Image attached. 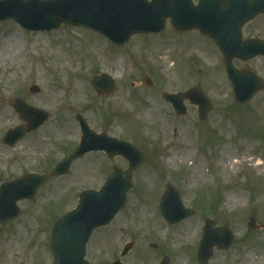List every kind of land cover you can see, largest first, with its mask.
<instances>
[{
  "label": "rangeland",
  "instance_id": "1",
  "mask_svg": "<svg viewBox=\"0 0 264 264\" xmlns=\"http://www.w3.org/2000/svg\"><path fill=\"white\" fill-rule=\"evenodd\" d=\"M8 34L19 42L6 61H0V93L8 85L6 92L13 95L10 118L0 123V182L28 172L45 173L73 152L81 137L78 113L96 132L130 141L143 152L124 207L89 240V264L113 262L128 242L134 246L121 258L123 264H158L163 256L170 264H199L197 250L207 218L214 227L227 226L233 233L231 246L215 248L209 264H264V89L237 103L224 56L211 38L198 30H175L170 20L161 32L136 34L124 46L68 24L45 32L28 31L14 20L0 22V45ZM242 35L264 40V14L248 21ZM61 54L67 58L59 59ZM233 64L249 68L264 82V56L234 59ZM100 73L115 82L108 95L91 85ZM146 78L153 80L151 86ZM75 83L79 93L73 92ZM193 87L201 88L212 103L205 120L188 100L186 115H178L163 98L165 92L183 93ZM119 90L125 95L115 100ZM17 99L50 116L8 146L3 142L5 132L22 123L14 108ZM190 137L192 156L183 159L179 151ZM224 146L238 163L226 169L227 163L220 161L214 170ZM173 151L178 156L169 161ZM196 159L209 173L189 187L188 166ZM115 166L126 169L128 161L120 155L110 159L104 151L89 152L67 175L52 178L32 199L18 202L20 215L0 225V264H52L55 221L76 206L83 190L100 188ZM167 184L193 210L186 220L170 224L163 218L160 203ZM154 221L162 224L161 234L153 228Z\"/></svg>",
  "mask_w": 264,
  "mask_h": 264
},
{
  "label": "water",
  "instance_id": "2",
  "mask_svg": "<svg viewBox=\"0 0 264 264\" xmlns=\"http://www.w3.org/2000/svg\"><path fill=\"white\" fill-rule=\"evenodd\" d=\"M264 12V0H0V21L14 19L28 30H52L63 23L92 28L117 45H125L138 33H157L165 28L169 18L174 28H198L209 35L221 48L227 64L238 103L249 101L264 88L262 80L250 69L238 70L233 66L235 57L248 60L264 55V41L245 40L242 26ZM148 85L152 81L147 79ZM92 84L100 94H109L114 80L106 73L96 76ZM177 114H186L184 100L199 106L201 120L207 118L212 104L203 91L192 88L185 93H164ZM15 109L26 124L7 131L3 142L15 144L30 131L36 130L49 114L17 100ZM82 137L73 153L59 161L45 174L27 173L13 180L0 183V225L16 218L21 209L18 201L32 199L39 188L54 176L66 175L72 163L89 151L104 150L110 158L122 155L129 162L128 169L115 167L99 190L87 189L80 194L76 208L60 217L52 230V264H89L85 259L86 245L92 232L109 224L127 201L132 187V174L142 163L143 153L130 142L119 140L105 132L93 131L82 115L77 114ZM161 212L169 223H177L193 214L184 207L179 192L168 184L161 200ZM250 218V225L255 226ZM214 222L206 220L203 237L197 253L200 264H208L214 248H228L233 242L227 227L213 228ZM133 247L125 245L121 257ZM109 264H122L120 260ZM160 264H169L164 256Z\"/></svg>",
  "mask_w": 264,
  "mask_h": 264
},
{
  "label": "bare ground",
  "instance_id": "3",
  "mask_svg": "<svg viewBox=\"0 0 264 264\" xmlns=\"http://www.w3.org/2000/svg\"><path fill=\"white\" fill-rule=\"evenodd\" d=\"M18 38H15V35H11L8 34L5 36L4 38V43H2L0 45V61H6V58L9 57L12 53V51H14V48H17L18 45ZM62 56L59 57V59L64 60V58H67V56L65 57L64 54H61ZM121 56L118 57V62H120ZM208 60H211L210 58H207ZM9 86L6 85L5 87H3V91L0 93V97H1V108H0V123H3L4 121H7L10 118L11 112L9 110V105L11 103V100L13 98V95L9 92H6L7 88ZM219 90H222L219 89ZM80 91V87L78 86L77 83L74 84L73 86V92L79 93ZM125 95V91L124 90H119L118 91V96L115 98V100H119L122 99ZM67 131H69L70 129L67 128ZM166 134V132L164 133ZM192 138H188V141L186 143V145L184 146L183 149H181L179 151V154H181V157L183 159H187L190 158L192 156ZM26 149V148H25ZM220 155V159L215 161V167L213 168L214 170H216L220 165L221 162L220 161H224L227 164H224L223 167L228 169L227 167L230 168H234V166L238 163L237 158H235V154L233 152H231L227 146H224L222 148V150L219 152ZM178 156V151H173V154L171 155V157H169V161H173L176 157ZM250 161H252V159H248ZM263 162L261 161V159H259L257 161V165H261ZM202 164H201V160L200 159H196L194 162L190 163L188 166V184L189 187H192L194 184H196L197 180L200 178H206V175L209 172H205L202 170ZM224 174H226V170H224L223 172ZM143 176H146V173H143ZM236 197H234L232 199L233 202H236ZM227 200H231V198L227 197ZM144 211H146L145 209L143 210H139L138 216L142 217L144 214ZM153 228L157 231V233L161 234V232L163 231V227L162 224H160L158 221H154L153 222ZM182 231V228H180L179 230L175 231V234H178ZM248 256H251L250 251H246L245 252V257L248 258ZM246 258L243 260L245 261Z\"/></svg>",
  "mask_w": 264,
  "mask_h": 264
}]
</instances>
